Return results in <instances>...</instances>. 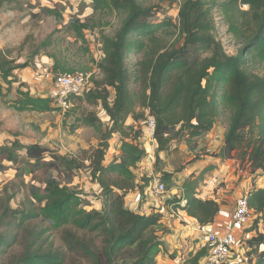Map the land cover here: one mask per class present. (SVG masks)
<instances>
[{
	"label": "trees",
	"instance_id": "trees-1",
	"mask_svg": "<svg viewBox=\"0 0 264 264\" xmlns=\"http://www.w3.org/2000/svg\"><path fill=\"white\" fill-rule=\"evenodd\" d=\"M173 2L170 0L169 4ZM93 4L96 11L110 10L121 19L112 36L100 35L102 58L96 63L99 77L93 76L92 88L82 98L87 105L103 109L110 127L104 128L90 111L75 119L73 131L84 125L100 135L98 145L85 152L88 154L83 160L59 155L37 143L24 144L18 139L9 145L0 144V172L13 167L16 178L21 180L19 185L28 175L41 177L43 187L31 186V197L38 204L42 221L52 229H62L65 246L64 253L39 254L32 250L36 244L33 241L17 264H74L72 256L81 264H157L162 243L155 228L161 216L136 213L125 206L129 193L142 191L133 172L144 157L139 143L142 129L126 125L129 118L135 123L143 118L137 108L148 110L155 120L158 153L165 151L179 132L185 131L189 140L209 133L219 107L225 103L232 109L229 126L219 152L210 156L225 161L244 149L240 159L249 173L264 170V73H258L264 67V0H183L177 26L170 21L150 23L159 8L144 0H93ZM214 13L223 19L227 34L239 46L234 56H229L216 38ZM68 29L86 42L83 33L86 27L78 19L69 21ZM40 50L37 48L32 57ZM131 51L142 53V59L136 63L137 92L129 88L131 75L125 67V57ZM15 63L8 52H0V78L8 89L15 82L13 72L29 64L28 61ZM224 84L222 100L218 101V91ZM1 90L0 85V93ZM110 90L114 94L112 103ZM17 94L13 106L18 111L34 107L41 111L54 110L49 98H34L29 91L20 89ZM178 126V131L171 135ZM113 134L120 135L121 146L118 155L105 166ZM203 156L207 155L199 159ZM86 162L88 165L84 167ZM82 168L87 169L91 181L105 197L104 208L99 211L82 209L77 193L62 185L54 175L67 177ZM171 178V174H166L162 180L168 183ZM181 188V194L165 204L195 219L199 226L213 224L220 210L216 200L197 198L190 180ZM246 196L251 216L259 217L262 223L259 230L258 218L253 231L260 232L248 242L249 247H254L251 253L255 255L249 264H264V251L257 253L264 246V187L251 189ZM11 199L8 197L6 202ZM16 214L5 208L0 216V228L20 229L38 216L33 210L20 218ZM3 238L0 235L1 246ZM207 251L206 246L202 247L191 264H198Z\"/></svg>",
	"mask_w": 264,
	"mask_h": 264
},
{
	"label": "rangeland",
	"instance_id": "rangeland-1",
	"mask_svg": "<svg viewBox=\"0 0 264 264\" xmlns=\"http://www.w3.org/2000/svg\"><path fill=\"white\" fill-rule=\"evenodd\" d=\"M144 1L159 8L150 23L170 21L173 25H178L177 14L179 5L183 0H175L172 4H169L170 0ZM210 1L208 0V2ZM0 2V52H8V57L16 61L15 65H21L26 61L29 63L27 67L13 72L12 79L15 82L12 83V88L8 89L0 78L2 87L0 93V144L9 145L11 141L18 139L25 144L38 143L59 155L79 160L85 159L88 153H84L98 145L100 135L92 128L84 125L78 126L73 131L72 125H74L76 118L81 115L85 116L87 111H90L97 115L104 128H109L107 115L101 107L87 105L83 101V97H80L82 100L78 98V100L73 101L72 108L67 112L59 110L41 111L36 107L18 111L13 105L18 97V89L23 92L29 91L34 98L41 97V95L42 98H46L43 91L48 90L55 75L68 73V71L94 73L98 62L97 45L100 35L112 36L119 28L120 17L110 10H105L102 13L96 11L93 8V0H0ZM73 19H78L85 25L86 29L83 30V33L86 42L79 40L68 29V23ZM214 21L217 40L221 42L229 56L236 55L239 51V46L235 45L234 40L227 34L223 19L214 13ZM168 39L172 41L171 38ZM37 48L41 49L39 54L32 57V53ZM141 59L142 53L138 54L134 51L129 52L125 57V67L131 75L129 88L132 92L139 90V82L136 80L138 71L136 63ZM258 73L262 75L264 67L259 68ZM95 76L96 78L99 77ZM224 88L225 84L218 91V101L222 100ZM113 99L114 94L110 90V103L113 102ZM136 110L138 113L143 114V118L139 122H133V125L140 127L142 133L144 128L145 134V127L142 122L147 117L152 116L148 110L138 108ZM231 114L232 109L225 103L221 104L218 116L209 133L193 140L188 139L185 131L178 133L177 137L172 141L174 145H171V143L167 146L164 159L160 160L158 158L154 162L153 174L149 178L144 174L139 179L143 183L142 187L147 189H149L151 181L156 177H159L164 183L166 193L163 196H154L148 190L150 198L157 202L163 200L166 202L165 198L167 195L171 197L170 199L176 197L178 193L175 194L173 192L174 188L177 187L175 179L184 168V163L187 165L189 162L199 160L202 155L210 156L219 152L223 145ZM178 128L179 126L175 128L171 135L178 131ZM119 141H121L120 135H112L109 145L117 150L116 146ZM243 151L244 149L238 150V152L233 153L232 159L221 161L222 163L228 162L225 169L216 168L217 171L215 172L213 171L214 166H207L205 168L208 172L206 175L211 172L210 175L214 174L213 179H217L223 174L226 175L231 172L230 179H234L233 183H235V179L236 181L238 180L236 185L241 183L243 177H245L252 183L247 181L248 185H251L250 189L263 188L264 170H258L254 174H250L247 166L240 159ZM111 155H113L112 151L109 157ZM112 158L113 156L107 160L105 159V161L109 162ZM47 160H50L48 156ZM187 160H189L188 163L186 162ZM141 164L142 160L138 165ZM87 165L88 163L86 162L84 167ZM169 172L172 173V178L166 183L162 179ZM54 175L62 185H66L77 193L82 209L99 211L104 208V196L97 184L91 181L87 169L75 170L67 177L59 176L57 173H54ZM222 179L224 180V178ZM22 180L23 184L19 185L21 180L16 178V172L13 167H10L7 171L0 172V216L7 207L10 211L18 212L15 216L17 218H20L21 214L26 215L30 210H33L35 215L38 216L34 220L25 222L20 229H15L11 226L0 228V235L4 237V244L0 245V264H17L22 253L32 245L33 241H36V244L32 250L39 254L65 252V246L61 240L62 229H52L42 221L38 204L32 199L30 194L31 186L43 187L41 177L32 174L22 178ZM223 186L224 184H221L219 187ZM229 195L231 196L232 194ZM229 195H226V197ZM8 197H12V199L6 202ZM154 205L156 206V204ZM164 206L168 209H173L171 204L166 205L163 203L162 206L158 204L157 208L152 209L150 213H156L161 216L160 212H164ZM175 218H170L168 221ZM258 218L252 215L250 223L242 228L241 245L237 248V253L240 257L238 256L239 261L235 262V264H249L250 259H255V255L253 252L251 253L254 247H249L248 242L262 229V223L260 218ZM257 219V228L259 230L253 231ZM168 221L164 224L161 221L155 231L159 237L164 236L166 241L167 239L172 241L174 238L167 233L171 230L167 226ZM175 223L177 228L173 227L172 229H178L181 225H185L180 220L175 221ZM204 238V236L202 238L198 237L192 243L187 242L188 248L194 247L196 252L194 255L190 253L188 256L180 257L182 264H191L195 254L205 243ZM257 251V253L264 251V246H260ZM158 256H156V262ZM170 257L172 261L175 260L176 254ZM71 259L74 264H81V261L76 256H72Z\"/></svg>",
	"mask_w": 264,
	"mask_h": 264
},
{
	"label": "crops",
	"instance_id": "crops-1",
	"mask_svg": "<svg viewBox=\"0 0 264 264\" xmlns=\"http://www.w3.org/2000/svg\"><path fill=\"white\" fill-rule=\"evenodd\" d=\"M51 85L52 82L49 85L48 90L43 91L45 92L44 96H46V98L51 89ZM107 122L110 125L109 119ZM133 124L134 123L131 118H129L126 122V125L131 126ZM145 134L143 128V133L141 135L142 137H140L139 139L140 146L144 150V157L142 159V164L137 165V170L135 169L133 171L136 176V184H138L139 187L143 186L142 185L143 183H141L139 179L143 177L144 174L146 175L147 178H149L150 175L153 174V167H154V162L156 161V155H158V158L160 160L164 159L165 156L164 155L165 151L157 153V144L155 140L150 139ZM113 135H118V134H113ZM171 143H170L171 145H174L173 142ZM29 144H33V143H29ZM120 146H121V141L117 143L116 146L117 150L116 148L113 149V147L109 145V150L107 152L105 159L107 160L108 158H111V156H113L112 158L113 160L118 155ZM111 151L113 152V155L109 157ZM112 160H110L109 162L105 161L104 165L107 166ZM186 162L188 163L189 160H187ZM227 164L228 162L222 163L219 158H213L211 156H203L199 160L189 162V164L187 165H185L184 163V168L179 172L178 174L179 176H176L175 179L177 187L174 188L173 192H175V194L178 193L176 196H179L181 194L182 184L185 181L190 180L193 182L195 187L194 189L195 196L199 199H207V198L215 199L216 202L220 205V210L213 224L202 227L199 226V224L195 219L188 217L185 213L179 210H175L176 211L175 212L173 209H168L166 206H164V212H160L162 216L161 221H163V224L166 221H168L170 218H175V217L177 218L167 222L168 228H171V230H169L167 233H169V235L174 239L172 241H169L167 239L166 241L164 236L160 237L162 244L160 246L161 248L160 253L158 254L159 259L157 258L158 264H182L181 258H183L184 255L188 256V254L190 253L194 255V253L196 252V249H194V247L188 248L187 242L192 243L194 242L195 239H198V237L202 238L205 232L223 234L234 229V226L229 221V215L233 211L236 200L239 198V196L246 195L251 190L250 189L251 185H248L247 181H249V183L251 182L250 180L243 177L241 183L236 185V182L238 180L236 181L235 179L234 181L235 183H233L234 179H230L231 172L226 175L223 174L220 178L213 179L214 174L210 175L211 174L210 172L209 175H206L208 172L205 170L207 166H214L213 171L216 172L217 171L216 168L225 169ZM169 174L172 175V173L170 172ZM222 178H224V180ZM221 184H224V186L220 188L219 186ZM148 190L149 189H147L146 187H142V192L136 190L132 193H129L125 197V206L133 212L140 214H148L152 211V209H154L155 207L157 208L158 204L162 206L163 203H165L164 200L161 202H157L156 200L150 198V195H148L149 194ZM229 194L232 195L230 196ZM226 195L229 196L226 197ZM170 198L171 197L167 195L165 200H170ZM103 199H104L103 203L105 204V197ZM154 204H156V206ZM181 205L184 206V203H182ZM178 220H180L185 225H181L180 227H178V229H172L173 227L177 228L176 227L177 224L175 223V221ZM165 251L168 253H166ZM175 254H176V258L175 260L172 261L170 256L171 255L175 256ZM238 256L239 254L237 252L234 253V257L231 259L230 264H235V262H238L239 261Z\"/></svg>",
	"mask_w": 264,
	"mask_h": 264
},
{
	"label": "built area",
	"instance_id": "built-area-1",
	"mask_svg": "<svg viewBox=\"0 0 264 264\" xmlns=\"http://www.w3.org/2000/svg\"><path fill=\"white\" fill-rule=\"evenodd\" d=\"M98 61L102 58L101 45H97ZM98 70L91 72H71L58 74L53 77L51 89L47 98L51 100V107L54 110L62 112L69 111L73 106V101L83 97L86 92L92 88L93 76H98ZM142 125L145 127L146 136L154 139L155 120L153 117H147ZM149 190L154 196H163L166 193L164 183L159 177L154 178ZM251 211L247 205V196L242 195L236 200L235 207L229 215V221L234 229L217 234L213 232H205V243L202 247H207V254L201 258L198 264H230L234 253L241 245L242 228L250 223ZM201 247V248H202Z\"/></svg>",
	"mask_w": 264,
	"mask_h": 264
},
{
	"label": "water",
	"instance_id": "water-1",
	"mask_svg": "<svg viewBox=\"0 0 264 264\" xmlns=\"http://www.w3.org/2000/svg\"><path fill=\"white\" fill-rule=\"evenodd\" d=\"M241 196H242V195H240L239 198H240ZM239 198H238V199H239Z\"/></svg>",
	"mask_w": 264,
	"mask_h": 264
}]
</instances>
